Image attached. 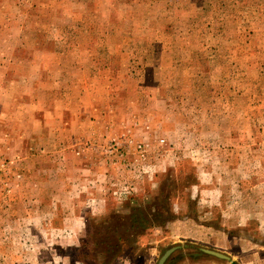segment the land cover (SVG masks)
<instances>
[{"label": "rangeland", "instance_id": "374dc122", "mask_svg": "<svg viewBox=\"0 0 264 264\" xmlns=\"http://www.w3.org/2000/svg\"><path fill=\"white\" fill-rule=\"evenodd\" d=\"M0 27V264H224L209 229L264 258V0H0Z\"/></svg>", "mask_w": 264, "mask_h": 264}, {"label": "crops", "instance_id": "0c3cea01", "mask_svg": "<svg viewBox=\"0 0 264 264\" xmlns=\"http://www.w3.org/2000/svg\"><path fill=\"white\" fill-rule=\"evenodd\" d=\"M8 30L9 29H7V28L0 27V32L8 33ZM21 46H22V48L25 49V46L23 47V45H20V47ZM5 62H7V63L0 62V89H2L1 88L2 85H7V82L11 81V80H7V74H6L7 71H5V69L7 68L8 65L12 64V62L11 61L10 62L5 61ZM2 67H5L4 71L2 70ZM13 78H18V77L13 76ZM0 93H1V90H0ZM197 234L198 235H196V236L190 237L191 239L194 240V242L202 244L205 249H211V250L221 252L228 257V259H221L218 257L211 256L214 258V260H221L222 262H224V264H234V262H236L237 264H264V258L257 257L255 255L258 251H256V253L255 252L251 253L253 250L249 251V252H243V253L240 252L239 253V251H236V250L234 252L229 251V250L227 251V249H224L223 247L219 246V244H221V243H223L225 245L236 244L237 246L239 245V247H240L239 249L247 250L248 242L246 239H242L243 242H241V243L238 242V240H240V239H238V240L233 239V241H232L230 237H227L225 235L222 236V233L216 229L215 230L209 229L207 231V233H205L203 235H201L200 231H197ZM205 255L208 256L207 253H205L204 256Z\"/></svg>", "mask_w": 264, "mask_h": 264}, {"label": "trees", "instance_id": "16d2710c", "mask_svg": "<svg viewBox=\"0 0 264 264\" xmlns=\"http://www.w3.org/2000/svg\"><path fill=\"white\" fill-rule=\"evenodd\" d=\"M136 214L137 213L130 214L129 218H126V220H127L126 226H123V224L121 223L123 231H124L123 233L116 231V229H115V232L117 235V241L116 242L114 241L115 243L112 244V246L110 248L106 247L110 244L109 243L110 239L105 244L104 239H102L103 237H101L103 234H101L99 236V238H98L99 244L102 245L103 247L107 248V249L102 248L103 252L113 255L116 252L115 249L118 248L119 245L121 244L120 243L121 241H123L127 244H131V243H133V241H131L129 239L131 236H138L139 234L142 235L146 229L153 227L152 225L150 226V224L146 223V221L139 214L136 217ZM132 218H135L133 220V221H135V223L132 221ZM128 220H131V221L128 222ZM157 222L158 221L156 220V224H157ZM161 223H163V222H161ZM104 236H106V235H104ZM113 246L115 247V249H112Z\"/></svg>", "mask_w": 264, "mask_h": 264}, {"label": "water", "instance_id": "95a60500", "mask_svg": "<svg viewBox=\"0 0 264 264\" xmlns=\"http://www.w3.org/2000/svg\"><path fill=\"white\" fill-rule=\"evenodd\" d=\"M175 249V247H171L169 249H167L160 257V259L158 260V263L157 264H164L166 259L169 257V255L172 253V251ZM202 251L204 253H207L211 256H214V257H218V258H221V259H228V257L218 251H214V250H210V249H202Z\"/></svg>", "mask_w": 264, "mask_h": 264}]
</instances>
